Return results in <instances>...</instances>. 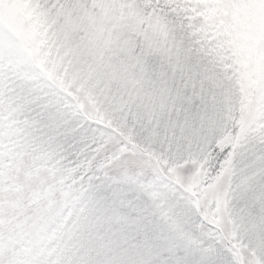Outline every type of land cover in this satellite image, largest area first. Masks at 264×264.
<instances>
[{
	"label": "snow or ice",
	"instance_id": "1",
	"mask_svg": "<svg viewBox=\"0 0 264 264\" xmlns=\"http://www.w3.org/2000/svg\"><path fill=\"white\" fill-rule=\"evenodd\" d=\"M0 264H264V0H0Z\"/></svg>",
	"mask_w": 264,
	"mask_h": 264
}]
</instances>
